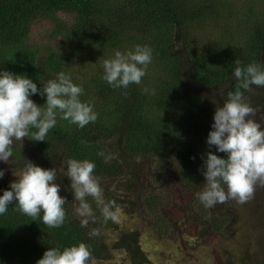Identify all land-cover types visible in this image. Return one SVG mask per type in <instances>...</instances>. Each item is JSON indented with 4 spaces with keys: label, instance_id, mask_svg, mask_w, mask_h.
Wrapping results in <instances>:
<instances>
[{
    "label": "trees",
    "instance_id": "16d2710c",
    "mask_svg": "<svg viewBox=\"0 0 264 264\" xmlns=\"http://www.w3.org/2000/svg\"><path fill=\"white\" fill-rule=\"evenodd\" d=\"M136 45L153 50L147 74L139 85L114 89L103 79V61ZM236 60L241 67L264 64V0H0V71L24 75L38 89L60 72L70 74L84 89L81 101L98 114L95 123L82 129L58 115L46 141L25 138L22 149L14 147V170H22L24 159L58 170L55 183L68 201L67 219L50 229L41 222L42 213L32 221L16 210L14 201L0 215V264H36L50 248L63 251L82 242L91 247L96 264L118 249L131 264L147 260L135 231L111 245L102 233L88 236L92 228L102 231L114 222H105L93 203L98 220L81 227L66 161L94 162L106 199H114L108 183L120 179L126 192L136 193L132 203L124 196V205L148 210L164 234L163 195L144 184L140 166L153 168L151 176L169 168L183 189L203 190L200 169L206 153L227 158L206 141L216 107L235 90ZM245 95L257 106L254 102L264 101V87L252 86ZM30 98L38 106L46 103V95ZM100 151L113 158L105 162ZM11 182L5 175L0 178V196L11 190ZM196 205L198 213L207 215L205 229L225 227L224 213ZM232 258L230 254L226 264H233Z\"/></svg>",
    "mask_w": 264,
    "mask_h": 264
},
{
    "label": "clouds",
    "instance_id": "9594fccd",
    "mask_svg": "<svg viewBox=\"0 0 264 264\" xmlns=\"http://www.w3.org/2000/svg\"><path fill=\"white\" fill-rule=\"evenodd\" d=\"M152 61L153 50L146 45H136L134 50L124 53L115 51L114 58L103 61V79L114 89L139 85ZM235 63V90L229 91L223 104L216 107L213 130L206 141L209 149L215 146L216 151L225 153L227 158L209 150L200 169L205 186L196 197L208 209L230 200L243 205L254 198L257 187L264 188V126L254 119L260 109L253 107L245 95L252 92V86L264 87V64L253 62L241 67L239 60ZM143 91L147 93L148 89ZM83 92V87L73 83L71 75L65 72L58 73L55 79L38 89L36 83L24 75L0 71V161L9 164L14 147L18 144L22 149L25 138L46 141L49 131L57 124L58 115L81 129L95 123L98 114L91 104L81 101ZM36 94L46 95L44 106H38L30 98ZM97 155L105 162L113 158L103 151ZM66 164V176L71 182L74 200L78 202L75 215L81 218V227L97 222L96 210L105 222L119 223V205L114 199L105 198L102 178L94 174L95 163L68 159ZM4 175L5 171L0 169V178ZM15 176L18 179L10 183L11 190H5L0 196V215L15 201L16 210L32 221L42 213L41 222L45 226L62 227L67 219L64 206L68 201L59 194L61 186L55 183L58 170L44 169L24 159L21 172ZM116 190L115 184L109 189ZM100 235L99 227L88 232L91 238ZM36 264H96V260L91 247L82 242L63 251L50 248Z\"/></svg>",
    "mask_w": 264,
    "mask_h": 264
},
{
    "label": "rangeland",
    "instance_id": "374dc122",
    "mask_svg": "<svg viewBox=\"0 0 264 264\" xmlns=\"http://www.w3.org/2000/svg\"><path fill=\"white\" fill-rule=\"evenodd\" d=\"M254 104L257 105L254 107L260 109L254 119L264 126V104ZM0 164L7 179H18L15 175L21 171L13 169L11 159L9 164L3 161ZM144 165L142 163L140 166L142 174L146 173L144 184L163 195L164 200L159 211L167 230L164 234L159 233L149 211L141 205L139 208H128L124 205L123 197L132 203L136 193L126 192L121 180L116 179L107 186L110 189L113 184L116 185L117 190L109 192L119 204L120 222L101 231L107 244L111 245L123 234L135 231L147 258L139 264H226L230 254L233 256V264H264V188L257 187L254 198L243 205L230 200L226 204H218L208 209L215 214L224 213L228 220L225 227L218 231L207 230L204 228L207 215L198 213L197 210L196 203L200 201L196 193L199 190L181 188V182L172 177L169 168L151 176L153 168L144 169ZM243 234L248 235L244 237ZM98 264L131 263L126 253L118 249L110 252L107 259Z\"/></svg>",
    "mask_w": 264,
    "mask_h": 264
},
{
    "label": "flooded vegetation",
    "instance_id": "af4514ba",
    "mask_svg": "<svg viewBox=\"0 0 264 264\" xmlns=\"http://www.w3.org/2000/svg\"><path fill=\"white\" fill-rule=\"evenodd\" d=\"M262 104H264V101L262 102ZM264 109V108H263Z\"/></svg>",
    "mask_w": 264,
    "mask_h": 264
}]
</instances>
